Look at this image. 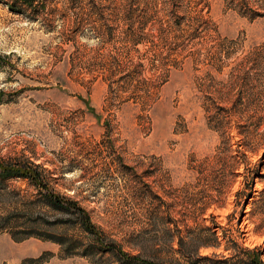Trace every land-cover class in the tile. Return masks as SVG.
<instances>
[{
    "label": "rangeland",
    "instance_id": "obj_1",
    "mask_svg": "<svg viewBox=\"0 0 264 264\" xmlns=\"http://www.w3.org/2000/svg\"><path fill=\"white\" fill-rule=\"evenodd\" d=\"M199 14L209 21L200 31ZM214 38L239 46L219 71ZM263 40V19H247L224 0H0V159L37 164L53 189L78 200L129 254L189 264L176 248L195 243L198 224L176 212L179 219L169 222L166 209L205 202L198 222L215 227L219 246L198 253L222 258L232 239L255 247L264 262V215L249 211L264 186L262 147L254 144L264 120L242 137L231 129L234 175L203 179L189 167L218 142L206 125L200 76L224 79L231 59ZM239 137L246 145L233 143ZM251 179L254 196L241 204L244 193L237 192ZM34 195L25 179H4L0 213ZM42 209L47 220L66 215ZM52 227L94 246L74 225ZM76 249L64 255L50 240L0 230V264L38 255L45 259L37 264L118 263L113 254Z\"/></svg>",
    "mask_w": 264,
    "mask_h": 264
},
{
    "label": "trees",
    "instance_id": "obj_2",
    "mask_svg": "<svg viewBox=\"0 0 264 264\" xmlns=\"http://www.w3.org/2000/svg\"><path fill=\"white\" fill-rule=\"evenodd\" d=\"M18 1L30 5L32 0ZM224 1L230 8L236 10L237 13L247 19L260 16L264 22V1L259 3L256 1L249 2L248 0ZM7 6L12 8L11 3H7ZM196 20L198 21L196 22L197 30H199L198 27L202 30L209 25L207 17H203L200 14ZM126 27L128 28L127 31H129L126 34L132 36L134 32L130 23H127ZM209 44L214 47L217 53L216 61H213L214 64L212 65L217 71L223 66L224 58L226 59L239 47H235L237 44L235 39L217 38ZM240 53L242 54L238 57H233L229 62L231 65L224 79L215 78L209 73L203 74L199 79L198 90L206 125L216 133L218 139L216 152L193 161L189 166L195 175L203 179L207 175L212 174L213 177H218L224 181L222 176L234 175V170L239 160L237 159V154L231 153V129L235 128L237 130L236 134L242 137V135L246 134L248 126L256 127L264 120L262 113L264 107L262 106L264 105V40L249 47L244 52L242 50ZM243 80H247V82ZM88 108L91 109L90 107ZM241 137L238 140H233L236 146L246 145L244 142L245 138ZM254 142V144L262 147L260 159L263 164L264 129L258 132V139ZM233 150L239 152V148H234ZM252 176H256V172L253 171ZM8 178L25 179L29 185L33 186L35 194L33 199H29L21 205H17V202L9 203L11 207L6 209L4 213H0V230H7L12 238L20 239L35 236L47 239L56 243L59 252L64 255L72 254L76 248H79L80 254L85 256H90L94 251L113 254L118 261L117 264H158L149 259L129 254L119 244L114 243L113 239H107L78 200L59 193L43 179L37 164L30 161L7 162L0 159V183ZM252 183L253 179L245 187V192L243 189L238 190L237 193H244L241 204H245L249 197L254 196ZM212 201H215V199ZM178 206L177 209H170L172 206L167 207L166 214L168 217L166 219L169 222L179 219V217L174 218L171 215V212H176L178 216H182L184 221L191 218L193 222L198 224V230L195 231L197 238L195 243L185 245L178 241V247L176 248L180 256L186 259L189 264H199V262H209L208 264H264L260 258L259 251L255 247H241L232 239H229L231 245H228L227 238L223 245V249L227 250V253L222 254V258L200 255L198 253L200 246H219L215 227L205 224L200 225L198 222V220H202L201 214L204 206H206L205 202L199 209H193L194 207L185 205L181 201ZM44 207L57 210L66 215L65 217H58V219L47 220L42 209ZM249 211L254 214L264 215V186L260 190L259 198L252 204ZM59 223L64 224V226H76L78 230L82 231V236H86L94 242V246L86 245L79 238L72 237L67 233H57L55 229H52V226ZM17 226H20V228ZM174 228L179 230L176 224ZM187 229L188 232H193V229L189 227ZM167 230H170L169 227ZM204 232L206 233L203 234ZM75 252H77V249ZM44 259L42 255H38L21 261L19 264H25L27 260L31 261L28 264H37ZM166 264L185 263L173 261Z\"/></svg>",
    "mask_w": 264,
    "mask_h": 264
}]
</instances>
